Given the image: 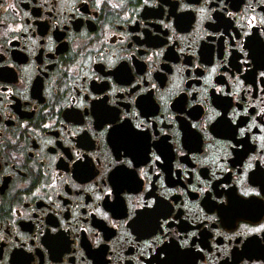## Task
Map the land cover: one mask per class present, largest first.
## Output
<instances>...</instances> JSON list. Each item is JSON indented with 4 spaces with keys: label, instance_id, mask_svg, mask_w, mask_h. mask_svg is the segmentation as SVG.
Segmentation results:
<instances>
[{
    "label": "flooded vegetation",
    "instance_id": "obj_1",
    "mask_svg": "<svg viewBox=\"0 0 264 264\" xmlns=\"http://www.w3.org/2000/svg\"><path fill=\"white\" fill-rule=\"evenodd\" d=\"M261 73L264 0H0V264H264Z\"/></svg>",
    "mask_w": 264,
    "mask_h": 264
},
{
    "label": "snow or ice",
    "instance_id": "obj_2",
    "mask_svg": "<svg viewBox=\"0 0 264 264\" xmlns=\"http://www.w3.org/2000/svg\"><path fill=\"white\" fill-rule=\"evenodd\" d=\"M261 75H264V73H261ZM254 191V190H253Z\"/></svg>",
    "mask_w": 264,
    "mask_h": 264
}]
</instances>
